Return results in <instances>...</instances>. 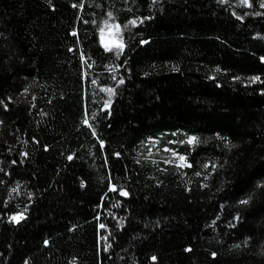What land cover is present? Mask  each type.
Segmentation results:
<instances>
[{"label":"trees","instance_id":"trees-1","mask_svg":"<svg viewBox=\"0 0 264 264\" xmlns=\"http://www.w3.org/2000/svg\"><path fill=\"white\" fill-rule=\"evenodd\" d=\"M249 3L0 0V264H264ZM171 139L191 167L147 157Z\"/></svg>","mask_w":264,"mask_h":264},{"label":"rangeland","instance_id":"rangeland-1","mask_svg":"<svg viewBox=\"0 0 264 264\" xmlns=\"http://www.w3.org/2000/svg\"><path fill=\"white\" fill-rule=\"evenodd\" d=\"M264 4V0H263ZM103 30V31H102ZM100 43L101 45L108 50L119 51L120 49L116 47L117 44H121V27L111 19H106L101 24L100 30ZM175 140H167L165 143H162L160 140H151V143L148 144L147 157L152 160H161L166 163H174L179 165L180 161L178 160L179 155L175 149L171 146ZM173 152L177 154L176 157L173 156Z\"/></svg>","mask_w":264,"mask_h":264},{"label":"snow or ice","instance_id":"snow-or-ice-1","mask_svg":"<svg viewBox=\"0 0 264 264\" xmlns=\"http://www.w3.org/2000/svg\"><path fill=\"white\" fill-rule=\"evenodd\" d=\"M241 3L242 4H245V5H248V6H251L250 5V3H249V0H241ZM262 7H264V4H262L261 5ZM109 15H111V14H109ZM130 24H132V25H135L136 23H137V21L136 20H132V21H130L129 22ZM103 31V30H102ZM75 34V33H74ZM116 47H118L119 49H123V44L121 43V44H117L116 45ZM254 79V81L255 80H258L259 79V77H255V78H253ZM121 83H123V81L121 80L120 81ZM110 94L112 93V90L111 89H108L107 90ZM0 103H2V102H0ZM106 107L108 106L107 104L105 105ZM84 123H88V121H87V119L84 121ZM199 142V140H198V137H196V136H191V137H189L188 138V140H187V143H189V144H195V143H198ZM173 154V156L174 157H176L177 156V154L175 153V152H173L172 153ZM71 158V157H70ZM178 160L180 161V164H179V166L180 167H191V165L190 164H187V162H186V157H184V156H178ZM167 162H171V161H167ZM205 167H207V165H205ZM197 175H199V173H197ZM113 190H115V187H113ZM15 191V190H14ZM121 195H127V192H122L121 193ZM242 203H247V201H242ZM11 219L13 220V221H19L20 219H23V214L21 213V214H18V215H16V216H13V217H11ZM101 227H103V225H101ZM47 243V242H46ZM156 258L155 257H153V260H155Z\"/></svg>","mask_w":264,"mask_h":264}]
</instances>
